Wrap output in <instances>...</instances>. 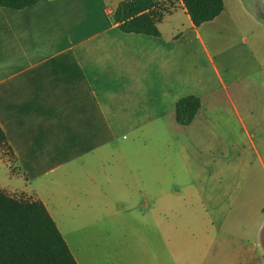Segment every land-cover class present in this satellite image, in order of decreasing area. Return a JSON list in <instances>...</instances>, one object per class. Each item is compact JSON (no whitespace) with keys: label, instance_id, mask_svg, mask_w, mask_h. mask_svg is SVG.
Listing matches in <instances>:
<instances>
[{"label":"crops","instance_id":"crops-1","mask_svg":"<svg viewBox=\"0 0 264 264\" xmlns=\"http://www.w3.org/2000/svg\"><path fill=\"white\" fill-rule=\"evenodd\" d=\"M121 1L0 6V128L12 159L58 156L81 168L89 159L100 162L121 134L126 141L119 157L111 155L109 177L105 167L82 168L91 183L109 178L110 188L91 193L120 194L127 203L132 194L156 203L183 193L181 203L205 210L228 205L221 224L233 209L240 222L264 229V188L248 181L226 185L233 173L224 169L241 133L252 141L247 123L264 124V0H222V11L200 25L179 5L156 24L157 35L120 30L113 12ZM187 96L196 97L199 108L182 124L175 103ZM67 142L71 156L62 149ZM98 148L102 152L94 153ZM126 171L134 187L115 184ZM147 178L153 179L149 187ZM164 179L183 183L181 189L169 191Z\"/></svg>","mask_w":264,"mask_h":264},{"label":"rangeland","instance_id":"rangeland-1","mask_svg":"<svg viewBox=\"0 0 264 264\" xmlns=\"http://www.w3.org/2000/svg\"><path fill=\"white\" fill-rule=\"evenodd\" d=\"M246 126L253 134L252 141L243 132L235 149L227 153L224 169L233 177H228L225 184L235 186L248 181V185L264 188V124L260 121L259 129L251 123ZM125 141L123 135H118L101 154V161L106 162L91 163L89 159L81 168V163L60 161L58 156L49 162H35L32 157L13 160L8 149L0 148V190L22 200H38V196L49 208L79 264H245L244 260L247 264H264V229L240 222L238 211L233 209L227 211L221 224L228 205L225 209L208 205L205 210L194 201L181 203L186 200L183 193L169 194L156 203L148 195L132 194L130 205L120 194L91 193L95 188H110L109 178L99 177L96 184L91 183L80 173L84 172L82 168L96 173L105 167L109 177L114 167L111 157L121 155ZM62 149L65 156L73 154V145L68 142ZM52 167L55 171L48 172ZM254 171L257 179L247 177ZM128 175L126 171V178L115 179V184L119 187L124 182L134 187ZM152 181L147 178L146 187ZM163 184L171 191L181 189L183 183L164 179ZM244 252L251 258H244Z\"/></svg>","mask_w":264,"mask_h":264},{"label":"trees","instance_id":"trees-1","mask_svg":"<svg viewBox=\"0 0 264 264\" xmlns=\"http://www.w3.org/2000/svg\"><path fill=\"white\" fill-rule=\"evenodd\" d=\"M38 0H0V6L22 9ZM182 5L192 22L212 20L223 9L222 0H122L113 19L123 32L157 35L163 15ZM199 100L187 96L175 103L176 120L191 121ZM0 148L10 147L0 128ZM0 264H78L55 222L40 200H22L0 190Z\"/></svg>","mask_w":264,"mask_h":264}]
</instances>
